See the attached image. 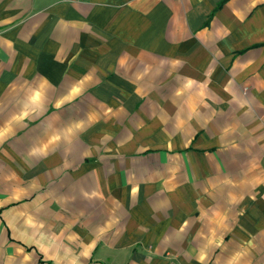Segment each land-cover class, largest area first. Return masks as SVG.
<instances>
[{"label": "crops", "instance_id": "0c3cea01", "mask_svg": "<svg viewBox=\"0 0 264 264\" xmlns=\"http://www.w3.org/2000/svg\"><path fill=\"white\" fill-rule=\"evenodd\" d=\"M0 264H264V0H0Z\"/></svg>", "mask_w": 264, "mask_h": 264}]
</instances>
